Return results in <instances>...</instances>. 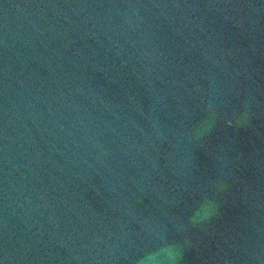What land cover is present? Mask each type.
Instances as JSON below:
<instances>
[{"label":"water","instance_id":"95a60500","mask_svg":"<svg viewBox=\"0 0 264 264\" xmlns=\"http://www.w3.org/2000/svg\"><path fill=\"white\" fill-rule=\"evenodd\" d=\"M0 264H264V0H0Z\"/></svg>","mask_w":264,"mask_h":264},{"label":"clouds","instance_id":"9594fccd","mask_svg":"<svg viewBox=\"0 0 264 264\" xmlns=\"http://www.w3.org/2000/svg\"><path fill=\"white\" fill-rule=\"evenodd\" d=\"M149 258H151V257H149Z\"/></svg>","mask_w":264,"mask_h":264}]
</instances>
